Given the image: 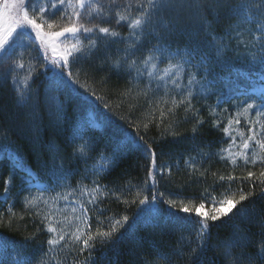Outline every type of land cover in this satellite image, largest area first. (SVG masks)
<instances>
[{"label": "snow or ice", "instance_id": "obj_1", "mask_svg": "<svg viewBox=\"0 0 264 264\" xmlns=\"http://www.w3.org/2000/svg\"><path fill=\"white\" fill-rule=\"evenodd\" d=\"M28 3L29 0H11V2L3 0V6L0 7V66L4 65L6 61L8 62L7 67L0 71V76H3L4 79L11 77L16 106L20 109L29 106L34 96L38 102V93H34L31 88V81L34 79L36 70L35 65L29 61L26 66L21 55H14L17 47L21 49L27 47L26 44L17 45L16 40L20 36L30 40L29 34L23 31L29 26L35 31L36 38L42 45L50 44L54 53L59 52L57 58L48 61L46 46L44 49L45 63L40 65V68L51 72L49 81L54 85V91L69 90L72 89V86H77L84 87V91L88 92L89 89L80 85L78 78L74 77L72 69L82 58H91L100 54V68L111 62L110 71L115 70L118 75L121 73L126 75L129 84L135 81V94L147 98V103L153 114L157 110L159 111L158 127L165 119L174 117L176 110L183 106L185 118L189 113L196 118V123L192 128L193 139L198 126L204 122L199 116L200 110L193 105L195 99L193 90L197 85L203 89L206 87V83H211V81L202 83L204 78H197L200 75V67L204 68L205 74L211 71L210 65L214 57L204 49L214 48L215 56L219 57L229 50L235 38L237 47L242 46L249 50L257 49V52L252 53V58L253 60L259 59L260 63L264 64V0H47V3L41 4L38 10L33 8L32 16L29 15ZM57 12H59L60 24L57 23V20L52 19H46L45 23H47L48 29H52L54 26L60 27L59 31H43L41 24H38L34 18L37 14L45 13L55 16ZM110 20H114V24H109ZM121 25H126L127 34L122 35L117 30V26ZM220 25H224L223 34L217 35L215 29ZM201 33L204 34L203 39L200 38ZM180 36L187 37L183 47L180 46V41L177 39ZM246 36L250 38L246 39ZM61 37H64L61 43L65 46L58 49L52 41L53 38ZM84 40L87 41L86 44ZM112 44L125 46L122 55L117 56L115 60H112L110 51ZM118 51L120 50L118 49ZM165 61L167 62L166 66L161 69L159 65ZM193 68L196 70L192 71ZM185 76H187L186 84L182 82V78ZM106 79L107 76L101 77L102 82ZM141 82H143L142 87L140 86ZM161 91L163 95H160ZM259 91V104L255 100L245 101L243 109L244 112L255 109L258 118L264 116V82H261ZM132 92L133 88L129 87L122 95H129ZM90 94L94 95L95 93ZM96 98L101 99L100 97ZM169 103L171 106H168ZM105 107L108 106L105 105ZM23 116L24 113L21 112L16 119L19 120ZM229 123L231 124L232 121ZM235 123L239 124L240 121L237 119ZM251 123L253 125L259 123V132L254 127H250L247 138H242V143L239 145L241 150L238 153L232 151V148L236 147V138L232 137L229 148L221 149V152H227V157L221 156L222 160L227 159L232 165H236L239 156L242 157L244 166H255L258 162L264 166V121L258 119ZM218 126L219 121H214L213 127ZM144 128L147 130V123L144 124ZM228 131V127H225L224 132L227 134ZM77 138L83 139L74 133L73 140ZM90 143L85 140L84 143L75 146L72 157L86 162L91 158L90 153L95 151V146L90 147ZM253 143L259 149V153L254 151L249 155L248 152ZM121 145L125 148L132 146L142 149L144 156L151 164L147 169V179L144 181L143 188H137L132 184L125 187L127 193H131L135 188L136 198H139L141 192L149 190V181L152 182L151 198L148 195L139 198L137 205L139 214L131 225H128L129 217L127 215L120 219L114 217L101 219L103 210L96 207L98 197L108 194L105 191L107 186L100 185L98 182L100 175L110 171L118 164L119 160L124 158ZM53 150L58 151L57 149ZM106 150L105 147L99 153V158L93 169L95 178L92 180V186L89 187L78 182V196L86 200L88 205L96 207L98 227L95 232L92 231L89 217V212L92 209L86 207L82 200L76 198L77 189H70L64 194L57 193L55 197H51L45 196L47 191L45 188L39 191L38 195L25 197V210H34L35 216L40 217L41 222L47 225L46 231L51 234L46 242L48 248L43 256L55 260L56 254L63 249H67L69 252H78V254L88 251L89 256L83 262L73 259L71 264H94L91 250L97 239L102 243L111 242L118 230L126 225L136 227L145 222L146 217L155 221L162 215L159 207L161 201L167 204L170 210L167 217L169 225L167 231H175L177 226L182 228L191 221L192 211L189 207L182 205L177 209L174 200L166 199L164 193H157V175L164 177L167 173L168 176H171V170L165 165L157 166V153L153 149V145L143 135L119 141L111 156L105 155ZM203 155L209 154L203 153ZM185 165L192 173L200 170L194 156L186 158ZM53 167L60 170L61 179L66 175L63 171V158L59 164L54 161ZM200 174L204 175L205 173L201 172ZM53 175H56L55 171ZM213 175L215 176L216 173ZM28 179L38 182V178L35 177L29 176ZM236 179L238 178L231 173L227 176L219 175V181L228 182V187L222 193L227 197L226 199L218 200L216 196L205 189L203 202L199 207L203 208L205 204L210 203L213 212L202 214L197 210L195 214L201 217L196 221L198 227L191 230L188 235H180L177 247H169L164 242L157 246L158 264H172L173 257L185 255V247L189 249L187 252L188 264H199V256L210 246L221 251L226 264H264V216H261L259 221L256 220L254 204L251 209L242 207L244 201L256 194V187L259 188L260 196L264 197V170H261L258 176L248 170L246 176L239 178L241 183L249 182L250 190L247 194H241L238 199L228 196L231 184ZM8 184L9 182L6 180L4 194L0 197L2 201L8 200ZM125 190H121V193ZM121 193L111 192L110 195L125 204L136 203V198L131 201L122 199ZM70 197H72L71 203L77 205L72 208V213L79 212V214L57 219L63 209H56V202L59 200L69 201ZM39 202L48 206V211L43 215ZM218 205H227V210H219ZM233 209L236 211L234 212ZM180 213L186 215L181 216ZM5 214H7L8 223H11L17 216L11 203H9L6 213L0 211V224L5 222ZM237 214L242 221L248 220L250 223L259 225L260 240L256 244L255 252L247 251L253 247L252 236L236 228L235 225H233L232 234L223 239L212 232V228L227 223L225 217L227 220H233ZM20 218L23 219L22 216ZM73 221H75L74 225ZM106 221L111 222L109 229L104 231L102 229ZM217 221L220 222L219 225L215 223ZM152 226L160 227L158 223H153ZM32 238L26 237V239ZM213 240L216 241L215 244L212 243ZM164 247H169V251L164 252L162 250ZM9 248H14V245L0 241V256L3 257L0 258V264H32L31 258L21 251H17L14 256L10 255ZM236 250L239 252L237 253ZM40 264H48V262L41 260ZM56 264H61V262L57 261ZM142 264H150V262L145 261Z\"/></svg>", "mask_w": 264, "mask_h": 264}, {"label": "trees", "instance_id": "obj_2", "mask_svg": "<svg viewBox=\"0 0 264 264\" xmlns=\"http://www.w3.org/2000/svg\"><path fill=\"white\" fill-rule=\"evenodd\" d=\"M42 4L44 0H40ZM47 1V0H46ZM30 1L28 3L29 15H33V8L38 10L39 5ZM37 14L35 17H39ZM59 12L55 16L47 13L41 23L42 30L45 32L59 31L60 27L54 26L48 29L46 19L58 20ZM211 19V17H209ZM114 24V20L108 21ZM224 25L217 26L215 31L217 35L223 34ZM117 30L125 35L128 32L126 25L117 26ZM201 39L204 34L201 33ZM250 38V37H245ZM180 46L186 42L187 37H177ZM86 44L87 41L84 40ZM123 44H112L110 51L112 60L122 55ZM118 49L120 51H118ZM206 52L213 55L211 62V71L205 74L204 68L200 67V79L206 83L204 92L205 97L194 99L193 105L198 108L199 116L203 119V124L198 126L195 138L193 139L192 128L196 123V118L191 114L184 112V107L176 110L174 117H169L158 127L159 111L154 114L147 103V98L135 94V81L128 83V77L123 73L117 74L115 70L110 71V63L100 68V54L91 58H82L72 69L74 77L78 78L79 84L86 86L89 91L85 92L84 87L72 86V89H60L54 91V85L50 83L51 72L40 68L45 63V57L36 44L28 45L19 53L27 66L29 61L35 65V75L31 81V88L34 96L29 106L20 109L16 106L15 94L11 77L4 79L0 76V150H10L15 153L30 171L33 177L38 178V182L47 189V196H55L57 193H63L70 189L78 190V182L84 185L92 186V180L95 178L92 166L96 164L101 150L105 151L106 156H111L113 149L121 140L128 137H137L143 135L145 139L153 145L157 153V166L165 165L170 167L171 176L165 173L164 177L157 175V193H164L166 199L175 201L176 208L187 206L192 211L191 221L182 228L177 226L175 231H167L169 207L163 201L160 202L162 215L155 221L150 217L145 218V222L136 227H129L139 214L138 202L143 195L151 198V181L148 184V191L141 192L139 198H136V189L131 193L125 190L126 185H136L137 188L144 187V181L147 179V169L151 166L150 161L146 159L142 149H136L132 146L123 147L124 158L119 160L118 164L106 173H102L99 178L100 185H106V195L98 197V208L103 210L104 217L120 219L127 215L129 217L128 225L120 228L111 242L102 243L99 239L94 242V248L91 250V257L94 264H158L156 248L162 242L169 247H177V241L180 235H188L194 228L198 227L196 221L201 217L195 214L196 210L203 202L205 189L216 196L217 199H226L222 193L228 187V182L218 180L219 175L227 176L232 174L238 179L231 184L229 197L238 199L241 194H247L250 190L248 181L241 183V179L246 176L247 171L251 170L259 175L264 166L257 165L244 166L243 163L232 165L227 159L222 160L224 156L221 149H227L232 142V137L236 138V145L240 144L242 138L248 136V128L240 124L228 128L226 134L224 128L227 127L224 113L221 111L223 100L228 95V89H250L252 84L260 83V76L264 77V64L259 59L253 60L252 53L257 49H245L235 44V38L230 45L229 50L215 56L214 48H205ZM7 61L0 66V71L7 67ZM162 63L161 66L166 65ZM195 63V62H193ZM95 68V70H93ZM196 69L193 68L192 71ZM107 76L103 82L101 77ZM141 87L143 82H141ZM129 87L133 92L129 95H122ZM94 92V95L90 93ZM100 97L101 99H97ZM219 98V99H218ZM179 99V97H177ZM105 105L108 107L106 108ZM134 106V107H133ZM168 106H171L170 103ZM214 109V111H213ZM24 116L17 120L19 113ZM88 114H91L92 122L98 121L97 125L92 126L88 120ZM219 121L218 127H213V122ZM83 125L77 130L80 123ZM85 122V124H84ZM148 124L147 130L144 124ZM170 125V126H169ZM138 126V127H137ZM78 137L73 140V135ZM176 133V134H174ZM178 134V135H177ZM90 141V147L95 146V151L90 153L89 159H75L72 157L73 148L77 145ZM57 149L58 151H54ZM203 153L209 155L204 156ZM189 156L196 157L199 171L192 173L185 165V160ZM225 157V156H224ZM63 158L64 172L66 175L60 178V170L54 169L53 162H61ZM206 170V171H205ZM56 175H53V172ZM204 172V175L200 173ZM213 173H216L214 176ZM10 170L4 164L0 168V197L4 194V182L9 179ZM15 177V175L13 176ZM37 181V180H36ZM67 186V187H65ZM121 190H125L121 193ZM242 190V191H241ZM111 192L121 193L122 199L131 201L136 198V203L125 204L118 201ZM256 194L249 200L243 202L244 209L255 207L256 220L259 221L264 216V197L259 194V188L255 189ZM0 211L6 213L9 204L1 202ZM13 210L17 216L8 223L7 214H5L3 224H0V241H6L14 248H9L10 255H15L17 251L23 252L32 260V264H40L45 260L48 264H71L72 260L83 262L89 256L86 251L83 254L78 252H69L63 249L56 254L55 260L43 256L47 250V240L51 234L46 231V224L41 222L40 217L35 216L34 210H25V206L19 201L13 202ZM210 203L205 204L209 206ZM92 209L89 212L92 231L97 230V212L96 207L88 206ZM235 212L236 210L233 209ZM181 216L186 215L180 213ZM23 217L21 219L20 217ZM227 223L220 227L212 228L214 235L221 239L229 236L233 232V225L236 228L249 233L252 236L253 247L247 251L255 252L256 244L260 240L258 235L260 228L258 223H250L248 220H241L239 214L233 220H227ZM106 221L103 225L104 231L109 229V223ZM153 223H158L160 227L154 228ZM212 223V222H210ZM217 225L219 221L215 222ZM39 229V231H37ZM123 234V235H121ZM26 237H33L26 239ZM195 237L193 236V240ZM216 243L215 240L212 242ZM169 247H164V252L169 251ZM184 248L183 257H173L172 264H188L187 252ZM238 253L239 250H236ZM51 256V254H50ZM0 258H3L0 256ZM199 264H226L221 251L216 247H209L199 256Z\"/></svg>", "mask_w": 264, "mask_h": 264}, {"label": "rangeland", "instance_id": "obj_3", "mask_svg": "<svg viewBox=\"0 0 264 264\" xmlns=\"http://www.w3.org/2000/svg\"><path fill=\"white\" fill-rule=\"evenodd\" d=\"M33 1V0H29ZM35 4H38L39 6L42 4L40 0H34ZM9 2H11V0H9ZM44 3H47L46 0H44ZM3 6V0H0V7ZM45 14H39V17H34L36 19V22L38 24H41L40 22H42L44 20V16ZM24 32H27L30 36V40H26L23 36L17 37L16 43L17 45L20 44H26L28 45H32V44H36L40 51L42 52V54L45 57V47L47 46V59L48 61H51L52 59L57 58V56L59 55V52L57 51L56 53H54L52 51V48L50 46V44H46V45H42L41 42L36 38V33L33 29H31V27L29 26L28 28H25L23 30ZM66 36L68 34H65ZM64 40V37H61L59 39L53 38V43H55L57 45V48H62L65 45L63 43H61V41ZM22 49L20 47H17L16 51L17 53H19ZM167 63V62H166ZM165 63V64H166ZM162 64L159 65V67L162 69L164 68L166 65L161 66ZM261 82H264V77L260 76L259 77ZM182 82L183 83H187V76L182 78ZM252 84L250 89H243V87H239L238 89H235V87L233 89H228V95L223 99L225 100V103L222 104L221 107V111L224 113V117H225V122L228 128L231 127H236L240 124L245 125L248 129L250 127H254L255 130L257 132H259L260 130V125L259 123L253 125L251 123V121H256L258 119L264 121V116L261 117H257L256 115V110H249L248 112H244L243 109L245 107L244 102H252L253 100H255V102L257 104H259V97H260V91H259V87L260 84ZM194 95L196 99L199 98H203L205 97L206 93L204 92V88H200L199 85H197L194 88ZM160 95H163V92L161 91ZM171 95V93H170ZM179 97V96H177ZM90 116L91 114H88V120L91 121L92 126H95L98 124V121L96 120L95 122H92V120H90ZM239 120L240 123L236 124L235 121ZM232 121V123L230 124L229 122ZM97 122V124H96ZM85 124V122H84ZM83 125V122L79 124L77 130H79V128ZM249 133V132H248ZM249 135V134H248ZM247 138V136H246ZM245 138V139H246ZM242 143V141L240 142V144ZM236 145V147L232 148L233 153H238L240 152V147L239 145ZM259 153V149L256 148L255 144L253 143L252 148L249 149L248 154L251 155L253 152ZM223 155L225 157H227V152H224ZM237 163H243V159L242 157H237ZM6 164L8 166V169L10 170V176L9 179L7 180L9 182L8 186H9V195H8V200L7 201H1L4 202L5 205L6 204H13V202L15 201H19L22 205H24L25 202V197H30V196H34V195H38L39 191L44 190L43 187L40 185L39 182H37L36 180H29L28 177L32 176V174L30 173V171L26 168V166L24 165L23 161L13 152L9 151V150H0V168ZM94 166H92L91 170L93 171ZM15 175V177H13ZM5 185V182H4ZM65 192L61 193L64 194ZM45 196H47L45 194ZM56 196V195H55ZM53 196V197H55ZM78 200H82L85 203V206L88 207L90 205L87 204L86 200H83V198H80L78 196V190H77V197ZM72 197L69 198V201H64V200H59L56 202L55 204V208L56 209H63V212H61L59 214V216L57 217V219L62 218L63 216H75L77 214H79V212L77 213H72V208L73 207H77V205H73L71 203ZM67 205V206H66ZM39 207L42 209V215L44 212L48 211V206H46L43 202H39ZM227 205L224 206H219L218 208L221 211H226L227 210ZM200 213L202 214H211L213 212V207L211 206V204L207 207H203L200 208L198 207L197 209ZM196 210V211H197ZM196 213V212H195ZM75 224V221H73V225ZM47 226V225H46ZM56 226V225H53Z\"/></svg>", "mask_w": 264, "mask_h": 264}]
</instances>
